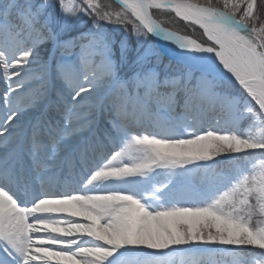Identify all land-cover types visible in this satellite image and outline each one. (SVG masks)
I'll return each instance as SVG.
<instances>
[{
	"label": "snow or ice",
	"instance_id": "snow-or-ice-1",
	"mask_svg": "<svg viewBox=\"0 0 264 264\" xmlns=\"http://www.w3.org/2000/svg\"><path fill=\"white\" fill-rule=\"evenodd\" d=\"M0 84V264H264V0H0Z\"/></svg>",
	"mask_w": 264,
	"mask_h": 264
},
{
	"label": "trees",
	"instance_id": "trees-1",
	"mask_svg": "<svg viewBox=\"0 0 264 264\" xmlns=\"http://www.w3.org/2000/svg\"><path fill=\"white\" fill-rule=\"evenodd\" d=\"M165 26H169V25H165ZM178 26L183 28L184 27L183 22H178ZM199 34H200L199 31H197L196 35L199 36ZM129 40L131 43L135 44V37H130ZM164 62L168 63L167 60H165ZM2 88H3V84H0V89ZM244 127L247 128V124H245ZM255 219H264V217H256L254 218V220ZM220 262H223L225 264H232V257L226 255H220ZM202 264H206V263L203 262Z\"/></svg>",
	"mask_w": 264,
	"mask_h": 264
},
{
	"label": "rangeland",
	"instance_id": "rangeland-1",
	"mask_svg": "<svg viewBox=\"0 0 264 264\" xmlns=\"http://www.w3.org/2000/svg\"><path fill=\"white\" fill-rule=\"evenodd\" d=\"M206 263V264H225L223 262H220V255H214L212 257H207L205 256L204 260L202 261V263ZM176 264H181L180 258L177 257L176 258Z\"/></svg>",
	"mask_w": 264,
	"mask_h": 264
}]
</instances>
